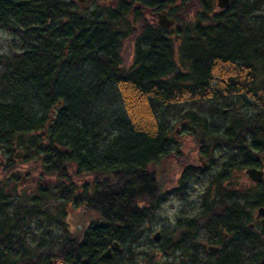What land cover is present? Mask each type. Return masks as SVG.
<instances>
[{"label":"trees","instance_id":"16d2710c","mask_svg":"<svg viewBox=\"0 0 264 264\" xmlns=\"http://www.w3.org/2000/svg\"><path fill=\"white\" fill-rule=\"evenodd\" d=\"M148 1L116 0L115 5L90 9L77 0H0V29L12 37L11 51L0 53V156L10 158L21 147L40 159V190L33 197L34 208L25 205L23 215H42L38 203L52 195L63 206L70 203L98 216L80 239L57 219L62 225L60 247L38 244L35 254L24 249L18 253L24 238L15 231L13 236L4 234L0 224V264H53L55 259L63 264H115L122 245L137 264L131 246L151 232L153 204L167 195L156 194L159 182L149 168L175 148V121L198 140L208 167L217 168L200 173L186 169L184 184L193 174L203 173L207 189L220 188L235 164L255 160L250 149L259 152V142L264 146L261 134H246L250 122L256 123V113L246 115L242 126L227 121L236 106L253 105L259 98L264 133V0H230L227 8L210 15L211 8L201 5L194 24L185 19L189 11L184 3L176 21L185 23L187 30L176 50L163 34L137 35L132 29L130 15L143 17L135 4ZM156 3L166 7L160 0ZM128 36H135L137 44L132 65L125 64L119 51ZM230 65L234 68L227 73ZM222 67L228 81L220 82L231 86L211 87L209 81ZM258 76L259 92L248 80ZM245 94L256 97L243 101ZM199 126L204 129L197 130ZM218 149L228 151L220 154L225 158L220 163L209 153ZM180 191L187 189L179 185L170 194ZM251 193L231 195L222 187L217 203L226 205L220 213L211 210L202 216L199 207L196 216L180 220L176 228L184 230L183 236L162 237L159 256L177 253L184 259L167 264H205L208 254L216 259L212 264H264V243L248 226L251 210L259 205V192L254 198ZM1 195L7 196L5 187ZM23 226L18 221L14 229ZM52 230L50 225L47 232ZM113 242L119 248L112 249V258H99ZM208 245L218 250H208ZM247 250L254 257L244 259Z\"/></svg>","mask_w":264,"mask_h":264},{"label":"rangeland","instance_id":"374dc122","mask_svg":"<svg viewBox=\"0 0 264 264\" xmlns=\"http://www.w3.org/2000/svg\"><path fill=\"white\" fill-rule=\"evenodd\" d=\"M116 2V0H91L89 2L88 8L92 9L96 4L104 5V6H110L111 3ZM162 1L163 5L171 6L172 9H174V13L179 11L180 13H183L182 7L184 3L186 4V8H188V13L184 14L185 19L187 22H192L193 24L196 23L199 20V14H201V7L204 6L206 9H210V12L207 13V15L213 14L219 9L217 8L215 4V0H196L197 3L195 7H190L195 0H160ZM154 5H156L157 0H153ZM202 5V6H201ZM157 6V5H156ZM263 11H264V5H263ZM131 23H132V29H134L135 34H163L166 38L170 39V42L173 46V49L176 50L179 47V44L181 43L182 37L184 36L183 30H187V26L183 22H177V25L174 29H172L170 32L164 31L161 28H159L157 25H148L147 17L143 14V17H136L134 14L130 15ZM147 20V21H146ZM143 28L147 29V31H140L137 32V28ZM181 28V29H179ZM176 30V31H175ZM159 32V33H158ZM196 34V33H194ZM12 37L2 31L0 29V53H9L11 51V44ZM136 40L134 37H126L122 40L121 45L119 47V51L122 54V59L126 61L125 64L132 65L136 61ZM224 67L220 70L217 68L218 72H215L212 80V83H217L221 80L228 81L227 73L230 70H233L234 66L230 65V67L223 71ZM250 82H253V84L259 86L261 84V81H259V76L256 79H248ZM247 80V81H248ZM241 81H243L241 79ZM262 91V89H261ZM259 92V87H258ZM243 98V96H242ZM232 100H235L233 96H231ZM254 101V103H253ZM252 101L253 105H249V107H242V106H236L234 108V111L230 112L227 115V121L229 125L238 124L242 126L244 124V120L247 117L246 115H255L259 112L262 113L263 111L259 110V98H256ZM261 108V107H260ZM261 118V117H260ZM255 125V124H254ZM180 126V123L178 121H175L173 124L172 132L174 133V130L176 127ZM197 130H203L204 128L199 126L196 128ZM175 148L172 150V152L169 154L168 157L162 159L159 164L152 166L150 169V172L155 174L156 179L158 180V192L157 195L163 196V198H166L164 200H160L158 205L155 202L153 204V216L154 219L151 224V232L145 233L144 237H141L135 244L131 246L132 253L134 257L132 258L135 261V256H137V264H145L149 262V264H152L154 261L156 262H162L163 264H167L170 262H176L175 260H180V262H184V259L178 258V254L175 253L174 255L171 254L169 257L167 256H159L158 254V247L162 241V237L164 240V237L167 235H172L173 238L182 237L184 234V230L180 228H176V224L182 219H190L193 216H196L198 214L199 207L201 208L202 216L210 215L213 210L215 213H220V208L222 207V204L226 203L224 201L217 203V196L222 195V187H225L229 191L230 185H226L224 180L223 184L220 185V188L216 185H212L209 189H207V181L204 177L203 173L198 177V181H195L193 178H191V182L184 184L182 182V175L184 173V170H186L187 167L192 165H200V157L198 159V153L201 151V145L199 144L198 140H195L194 137L191 134H188V131L184 128L180 127V130L175 133ZM24 139H29L28 136L24 137ZM197 142V143H196ZM15 143V142H14ZM17 152V151H16ZM15 152V153H16ZM220 152V149L218 150H210L209 153L212 154L213 157H217L219 159V163L224 160L225 158L220 157V154H227L228 151L225 150L224 152ZM16 155L18 156V159H21L23 157L21 153L17 152ZM2 156H0V159ZM30 158H32L33 161H35V168L38 167L39 170V162L40 159L38 156H35V154H31ZM207 159V156H205ZM205 159L204 162H207ZM202 160V159H201ZM37 166V167H36ZM216 170L217 168L213 167V170ZM212 171V170H210ZM200 173V171H198ZM32 174V173H30ZM33 174H36L35 172ZM236 174L239 179L243 180V191H251L250 194L251 197L254 196L257 192H259V185L253 186L247 179L246 174L242 170H236L232 173ZM46 181V179H44ZM46 183V184H45ZM42 185L44 187H48V183L45 182ZM180 183V184H179ZM183 187L184 185H188L190 187L189 191H186V193L180 191V195L178 194H170V192L174 189H177L179 187ZM238 183L236 184V186ZM18 186H10L12 191H18L21 192L20 196H17L15 199H10V196L1 195L0 202L8 204V206L12 207L11 212L13 213L12 216H21V213H23V207L26 205L27 207L34 208V201H32V204H26V202L31 201V198H33V195L30 193H27L29 189L31 190H37L35 188V185L29 186L26 184L25 186H22V188L17 189ZM39 188V187H38ZM219 188V189H217ZM206 189L208 190V196L206 199H202V196L204 195ZM237 189V188H236ZM219 192V195H218ZM230 193V192H229ZM34 194H37L34 193ZM222 197V196H221ZM223 199V197H222ZM220 200V197H219ZM40 201V199H39ZM41 204L38 203V205L41 206V208L44 210V212L38 215L34 214H26L23 215V218H27L29 220H24L20 225H24L23 227H19L16 231L20 234L21 238H24V241L22 245L19 244V251L20 253L21 249L26 250L28 253L31 252V254H35V249L38 248V244H44V247H48L47 245L50 243L52 244V239L59 240V242L56 245L60 244V235L61 232L59 231L62 229V225L58 223L57 219L63 220V225L68 231H72L75 238L80 239L85 228L87 227L88 223L94 222L98 220V216L94 211H88L83 212L81 208L74 209L70 204H67L66 207H63L61 205V201H59L58 197H54L52 195H47L44 201ZM19 205L20 207L13 206ZM52 207H54L52 209ZM40 207L37 208L38 210L41 209ZM257 207L253 208L251 210L252 217L255 214V209ZM64 212V216L62 213ZM213 212V213H214ZM246 212H248L246 208ZM249 213V212H248ZM70 221L68 225H65V220ZM201 220V217H200ZM8 222H4V228L2 229L4 231V234L11 233V228L6 224ZM52 225L53 230L47 232V228ZM159 231L161 234V239L159 241H155L153 239V234ZM199 238V236H198ZM201 238V237H200ZM38 239H43V241H39ZM52 242V243H51ZM53 245V244H52ZM16 247V246H15ZM18 247V246H17ZM60 246H57L59 248ZM34 251V252H33ZM120 253L116 255V259H119V263L115 264H135L131 262V259H129L127 256L129 255V251H127V245H122L121 249L119 250ZM145 255V256H144ZM7 256L13 257L14 255L8 254ZM204 256H200V258H203ZM150 259V260H149ZM148 260V261H147ZM99 262H96V264H107L105 262H102L98 260ZM216 259L208 254V258H203V263L205 264H212L215 263Z\"/></svg>","mask_w":264,"mask_h":264},{"label":"flooded vegetation","instance_id":"af4514ba","mask_svg":"<svg viewBox=\"0 0 264 264\" xmlns=\"http://www.w3.org/2000/svg\"><path fill=\"white\" fill-rule=\"evenodd\" d=\"M90 1L91 0H89L87 2L86 6H84L82 4V2L80 4L83 8H87L89 6ZM153 3H154L153 0H149L147 2V5L141 4V3H136L135 5L138 6L140 8L141 13L147 17L148 25H157L162 30L170 32L172 29H174L176 27V25H177L176 18L180 12L178 11V12L174 13L173 12L174 9H171L169 6L161 8V7L154 5ZM196 3H197V1L195 0V2H193L190 7H195ZM112 4L115 5L116 2L114 1V3H112ZM215 4L217 6L216 0H215ZM162 14H166V16L168 18L174 20V24H172L169 27V29L161 27L158 23L160 18H161L160 16ZM243 81L247 82V80H243ZM246 107H249V106H246ZM249 116L252 117L253 115L250 114ZM255 122H256L255 125H253V121L250 122V124H252L254 127L249 124V126L246 128V130L248 129L246 134H255V133L261 134V136H259V140L264 142V133H262L263 128L259 127V113L256 116ZM253 128H255V130ZM178 131H179V128L176 129V132H178ZM259 132H261V133H259ZM250 152L254 155L255 160L251 161V163H249V164H243L241 167L238 164H235V167H233L230 170L231 171V177L229 179L228 178L224 179V182L226 185H228V184L230 185L229 192L231 195H233V194L238 195V193H242L244 190L243 180L239 179L240 180V182H239L238 181L239 177L236 174L232 175V173L236 170H242L243 169L244 173L246 174L245 170L247 168L259 169L260 177H261L259 182L252 181L248 177V175L246 174V176L248 178L247 180L251 181L250 183L253 186L259 185V205L255 209V214L253 216L251 223L249 224V227L258 232L260 238L262 239V241L264 243V238L260 235L261 220L264 219V211H263V214L258 215L259 208H262L264 210V146H263V144L261 142H259V152H252L251 149H250ZM197 156H198V159L200 157L201 164L196 165V166L192 165V166L187 167L186 169L188 171H193L194 173H196L198 170L203 171V169H204L205 171H207L208 169H213V167H208L207 162H204L205 161L204 156L200 152L198 153ZM33 162H35V161H33ZM34 172L36 174H33ZM31 173L32 174H30V171L24 169L23 165L18 163L17 160H14L11 158L0 159V188L5 187L6 191H7V196H10V199H15V198H17V196H20L21 192L12 191L10 186L16 185V186H18L17 189H19V188L21 189L22 186H25L26 184H28L29 186L35 185L36 186L35 188H37V190L29 189L27 193H30L31 195H33V197H37L36 194H34V193H36V192L38 193V191L40 190V184L42 183L41 177L39 176V173H38V167L32 169ZM191 178H193L195 181H198V176H196L194 174L191 176ZM191 178H189L187 183L191 182ZM237 183H238V185L236 186ZM183 188L187 189V191L190 190V187L188 185H184ZM184 193H186V192H184ZM32 201H33V198H31V201L26 202V204H32ZM11 210H12V207L8 206V204L0 202V224L5 226L4 222H8L6 224L11 228L10 235L13 236L14 231L16 232L18 230V229H14V225L18 221H19V224H21L23 222V219L24 220H29V219L23 218V213H21V216L13 217L12 216L13 213L11 212ZM160 235H161V233H160ZM12 241H13V243H12L13 245H17L19 243L17 240L15 241L14 237L12 238ZM23 241H24V239L21 240V243ZM209 246H212V245H208L207 248ZM155 263H156V261H154V264ZM55 264H61V263L56 262Z\"/></svg>","mask_w":264,"mask_h":264},{"label":"water","instance_id":"95a60500","mask_svg":"<svg viewBox=\"0 0 264 264\" xmlns=\"http://www.w3.org/2000/svg\"><path fill=\"white\" fill-rule=\"evenodd\" d=\"M80 2H82V4L84 6L87 5V2L89 0H78ZM217 1V6L220 8V9H224L226 8L229 3H230V0H216ZM160 20H159V25L161 27H164L166 29H169V27L174 24V20L173 19H170L166 16V14H162L160 16ZM246 174L248 175V177L252 180V181H255V182H259V180L261 179L260 177V171L259 169L257 168H247L245 170ZM263 209L262 208H259L258 210V215H261L263 214ZM260 235L264 238V219L261 220V228H260ZM153 239L158 241L160 239V232H156L154 235H153ZM118 246V244L116 242H113L112 246L111 247H108L103 253H101L100 255V258H111L113 253H112V248H116ZM208 249L210 250H214V251H217L218 250V247L216 246H209ZM155 264H161V263H158L156 262Z\"/></svg>","mask_w":264,"mask_h":264},{"label":"bare ground","instance_id":"6f19581e","mask_svg":"<svg viewBox=\"0 0 264 264\" xmlns=\"http://www.w3.org/2000/svg\"><path fill=\"white\" fill-rule=\"evenodd\" d=\"M208 84H211V87H212V80H210L209 81V83ZM214 85H216V86H218V85H222V87L223 88H227V87H229V86H231V85H229V84H227V83H225V82H217V83H213ZM229 85V86H228ZM233 91V90H232ZM237 91V87L235 88V90L233 91V93H235ZM254 97H256V95H253V96H250L249 98H248V96L245 94L244 95V97H243V101H248L250 98H254ZM249 102V101H248ZM249 105H251L250 103H248ZM154 127V126H153ZM180 129V126H178V127H176L175 129ZM16 141V139L14 138V140H13V142H15ZM248 142H249V140H247V141H245V143H244V146L245 145H247L248 144ZM17 144V143H16ZM163 145H165V143H163ZM19 152V153H21V155L23 156V157H21V159H18L17 161H18V163H20V164H22L23 165V168L24 169H26V170H28V171H30V173L32 172V169H34V167H35V165H34V163L35 162H33V160H32V158H30V156L25 152V150L23 149V148H18V149H15L12 153H11V159H14V160H16L17 158H18V156L16 155V153L17 152ZM8 152V151H7ZM16 152V153H15ZM6 155H10V152H8ZM1 159H8V156L5 158L4 156H2V158ZM38 195V193L36 194V196ZM67 204H70V203H67ZM67 204H64V206L63 207H66V205ZM71 205V204H70ZM65 222L67 223V225H68V223H70V221H68V218H67V220H65ZM93 222V221H92ZM91 223V222H90ZM89 224V223H88ZM39 241H43V239H38ZM52 241H53V243L55 244V248H57V243L59 242V241H57V240H55V239H52ZM254 255H255V253L254 252H252V251H250V250H247V251H245L244 252V254H243V258L244 259H247V258H252V257H254ZM56 262H59V263H61V264H63V262L62 261H60V260H54L53 261V264H55ZM64 264H67L66 262L64 263Z\"/></svg>","mask_w":264,"mask_h":264}]
</instances>
